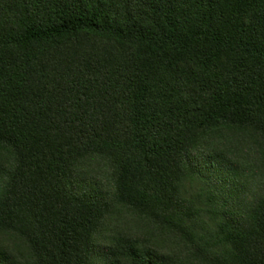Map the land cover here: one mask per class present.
<instances>
[{"label": "trees", "instance_id": "trees-1", "mask_svg": "<svg viewBox=\"0 0 264 264\" xmlns=\"http://www.w3.org/2000/svg\"><path fill=\"white\" fill-rule=\"evenodd\" d=\"M0 264H264V0H0Z\"/></svg>", "mask_w": 264, "mask_h": 264}]
</instances>
